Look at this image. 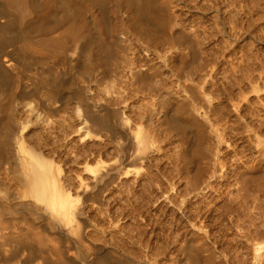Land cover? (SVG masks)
<instances>
[{
	"label": "rangeland",
	"instance_id": "374dc122",
	"mask_svg": "<svg viewBox=\"0 0 264 264\" xmlns=\"http://www.w3.org/2000/svg\"><path fill=\"white\" fill-rule=\"evenodd\" d=\"M185 1H186V3H184ZM185 1L184 0H182V1L173 0V2H174L173 5L179 7V8L176 7V11L178 12V14H177L178 18L176 19L177 23L175 24L176 26H174L176 29L173 26H172V28L170 27L171 29L170 28L168 29L167 38L160 40L161 43L159 41L155 42L157 47H155L154 44L149 46L151 50L156 52V54H158V55L162 54V56H163V57L162 56H159V57L155 56L156 59L153 56L152 58H150V64H151V67L155 71L159 72V76L156 78V80L159 82V84H161V83L164 84L163 91L161 93L152 92V93H154V96L150 100H152L153 103H155V102L159 103L162 100V98H160L161 97L160 94H162V96L167 94L172 107H176V106L181 107V106L188 105L187 107H189V111L192 110L194 112L195 116L197 117V119L199 120V122H201V125H199V127H198L201 129V135H199L197 133V130H196V129H198L197 127H195L196 128L195 129L194 127H192L190 125L187 127L189 130L186 129V131H185L186 136H184V138H182V135L180 133L178 134L175 129L170 128L167 125H165L162 122L161 118L158 115H156L154 112H159L160 110H161V112H166V110L169 109V111L167 110V112L169 113L171 106L162 107V106H159V105H161L160 103L158 105L156 103L151 104V102H149L150 100L149 101L143 100V99H146L145 96H143L144 90L141 88V86L139 84L137 85L136 82H135L136 85H134V83H133L134 81L132 80V78L131 79L129 78L130 81L127 80L128 84L129 83H132V84L126 85V91L124 93L126 96L129 93V95H128L129 98L127 96L128 101H125L123 104L120 103L123 107L120 104H118V106L113 105V107H110L111 111L118 110L120 113V117L122 115L121 118L125 119V120H123L119 117V119L114 120V122H112L113 120L111 121V124H112L113 128H115V130L113 129L112 131H109L107 129V132H106L105 129L101 130L100 128H96L97 126H95V127L93 126L94 129L96 128L94 131L93 128H90V127H92V125L88 124L90 127L88 125L87 126L90 129L88 127H87V129H83L82 133L84 135L85 134L87 135V136L86 135L83 136L82 134H80L81 131H79L80 132L79 134L76 132L77 129H75V128L77 125L74 122H73V124L66 122L69 124L67 126H71V128L68 129V127H66L67 129L63 128L62 130H64V131H61V129L56 125L55 122L54 123H53V121L49 122L48 118L47 119L43 118L42 124L44 123L43 124L44 126L42 125L40 129L36 130L39 132L35 131L36 132V133H34L35 136L33 135V136L27 138L26 136H28L29 133L32 132L31 129L33 130V127L30 126V123L24 122L21 125V127L18 129V131H19L18 137L20 139L21 145H22L23 149L26 146V149L28 148L27 150L30 152L42 154L45 159L49 160V162H51L53 164V166L56 169V186H57L58 194L63 196V198H64V200H61L60 202H62L64 204V207L67 209V212H66V215L63 217L61 214L58 213L57 208H56V210L53 211L54 217L52 218L51 216H49L46 213L45 208H44V204L42 202H37L36 200L25 195V193L23 192L24 191L23 184L21 183V181L19 179L21 174H22V171H21L19 166L16 167V165H17L16 162L9 160V163H8L9 168H8V166L5 167V168H7L8 173L6 172V174L8 176L7 175L4 176V174H2L3 171H1L2 173L0 175V209H1V211H0L1 212L0 213L1 219L0 220L3 221V218L5 220H6V218L8 219V220L3 221V222L0 221V226H2L3 223H5L6 225L5 224H3V225L7 226V228H4V227H2V228L7 229L9 231L1 230V229H0V231H3L6 236H7V234L10 236H18L20 234L22 235L23 232L28 234V232H31V231L38 233L40 239L44 238L46 240V241L42 240L40 243V246H42L41 247L42 251L47 252L48 256L46 257V253L44 254L40 248H37V246L40 247L39 244L38 245L36 244L35 246L32 244L33 247L32 246L30 247L28 245L25 246V244H23V245L21 244L22 247H20L21 245L19 246V244H18V245H16V248H18L16 251V248H15L16 242L6 241V243H5L4 239L3 240L1 239L2 241H4L3 243L6 244V245L3 244L0 240V242L4 245V246H2V244H0L1 255L4 254V253H2V251L5 250L6 256L11 258L12 260L9 259L8 257H6L5 255H3V256H5L4 262H2L0 260V264H2V263L3 264H22V263L23 264H25V263L26 264H35V263L36 264H43L44 260H46V258L48 259V260H46L47 264L48 263L49 264H63V263L64 264H66V263L67 264H71V263H73V264H88L90 261H93L95 257L97 258V256H101V254L103 255L104 253H106L108 255L110 253V250L112 251L110 254L115 255V256H113L111 263L113 261L114 262L116 261L115 257H117V259L119 258V260L117 261L118 263L116 262V264H122L123 262H124L123 264H193L189 260L181 261L182 263L179 261L184 255L182 248L185 247L187 239L189 240L190 238H194V239L196 238V241H195L196 247H200V245H201L200 241H203L204 243L207 244L206 246H207L208 252H206V251L202 252L201 251V257L205 258L208 255L210 257L213 256L212 259H210V261L211 260L212 261L209 262L208 264H211V263L212 264H264V210H262V209H264V192H262V191H264V190H262V189H264V149H262V148H264V83H262V81H264V64H262V63H264V58H262V57H264V50H262V49H264V43L261 42L262 38L260 39L261 33L257 32L259 34L258 35L259 38L257 36H255L256 34L254 35V33L252 31H251L252 32L251 36L250 35L244 36L241 32L242 31L241 28H243V26L239 20H237L236 23H233V24L226 23L227 20L225 23H223V21L225 19L223 17L219 16V20H218V19H214V18L212 19L211 13H209V14L207 13V15L201 14L199 12L200 11L199 10L200 4H199L198 0H193V1L190 0L191 4L189 2L187 3V1H189V0H185ZM199 1H201V0H199ZM231 1L234 2V0H231ZM232 2L229 3L230 4L229 7L230 8L232 7L235 10L237 8H239L238 10L241 12L242 8L238 7L239 6L237 3L238 1L235 0V2L237 3L238 6L236 5V3L233 4ZM196 3L199 4V7ZM191 5H192V8H194L197 11H194V9L192 10V8L190 7ZM234 5H236L237 8ZM183 10L185 13L183 12ZM179 11H182V13H180ZM186 12L188 14H186ZM193 14H194V16H193ZM183 15H185V16H183ZM182 16L184 18H182ZM207 16H209V17H207ZM194 17L196 18L195 20H194ZM183 19H184V21H183ZM196 20H198L200 22H198ZM210 20H211V24H209L210 26L211 25L215 26L216 24H217V26H215L213 28H212V26L210 27L208 25V22L210 23ZM182 21L184 22V24L182 23ZM193 21H195V23L198 24L199 27H201V29L203 27L204 31H200L201 29H198L199 30L198 31L197 30L198 25H196ZM202 23H203V25H200ZM182 24H183V26H182ZM204 24H206V25L204 26ZM237 24H240V26ZM253 26H254V24L252 25V27ZM208 27L210 29H208ZM236 27H238V28H236ZM177 29H180L183 32H185L184 34H186V32H188L190 34V35L188 34L189 37H188V35L187 36L184 35L182 40L179 41L178 43H176L174 41V39L172 41V37L174 38L173 33ZM233 29H235L237 34L239 33L238 36L240 35L238 37L237 34H235L234 37L236 36L235 37L236 39H234L233 36H232V38L230 37L233 33H235L233 31ZM227 31H228V33H227ZM230 31H233V33ZM191 33L192 34L194 33L193 34L194 36ZM211 33H212V35H211ZM230 33H231V35H229ZM206 34L210 35V38ZM215 34H216V36H215ZM218 36H220V37H218ZM252 36H253V39H252ZM185 37H187V38H185ZM206 37L208 40L206 39ZM222 37L223 38L225 37V38L222 39ZM227 37H228V39H226ZM124 38L126 40H128V42L131 41L130 45L132 47H135V45L138 46L139 44L142 43L139 39H137V38L135 39L134 36L125 35L124 37H122V39H124ZM199 38L203 39L204 41L201 39L199 40ZM216 38H217V40H222L221 44H223V41L225 40L224 45L227 43L229 45L228 44L225 45L226 48L224 47V45L219 46L220 41L219 42L216 41ZM244 38H245V40H244ZM187 40L189 41L190 44L186 43V42H188ZM192 40H193V42H192ZM197 40H199L201 42L203 41L205 43H203V42L200 43L199 41L197 42ZM257 40H259L260 42H258ZM184 41H185V43H184ZM211 41L213 43H214V41H216L219 44L217 45L216 43H214V45H213L214 49H213V46L211 45L213 43H211ZM253 42H254V44H253ZM244 43H247V44H244ZM160 44L162 46L163 45H166V46L162 47ZM187 44L192 45V46H187ZM158 45H160L164 49L162 50L161 47H158ZM209 45H211V46L209 47ZM239 45L242 47L243 50L240 49L241 47ZM196 46H197V48H195ZM222 46L225 49L222 50V48H223ZM153 47H155V48H153ZM165 47L167 48V50ZM231 47L234 49H232ZM159 48L162 51L158 50ZM180 48H181V50H180ZM198 48L199 49L201 48V49L199 50ZM206 48H208V49H206ZM219 48H221L220 49L221 52L218 51ZM229 48L232 50H230ZM141 49L142 48H140V50ZM175 49H177V50H175ZM205 49H206V51H205ZM209 49L213 52H211ZM215 49H217V51ZM165 50L168 51V53ZM214 50H215V52H218V54L216 53L217 55L215 54ZM182 51H184V52H182ZM204 51H205V53H204ZM233 51L234 52L236 51V53H234ZM237 51L238 52L241 51V52L238 53ZM222 52H223V54H222ZM224 52L226 53V55ZM244 52H245V54H244ZM179 53L183 54L185 57V60L183 63L184 67L183 66H182V68L177 67V66L175 67V66H173V63L170 64V62L167 63L166 61H164L165 56H167V55L170 56V54H171V56L172 55L176 56ZM164 54H165V56H164ZM211 54L216 55V56L214 57ZM206 55H207V58H206ZM224 55L225 56L228 55L227 58L224 59V57H225ZM240 55L241 56L246 55L247 57L245 56L246 58L244 57V59H241V58H243V56L241 57ZM191 56L194 58L193 59L194 61L192 60ZM229 56H231V57H229ZM232 57H233V59H232ZM195 58H196V60H195ZM238 58H240V59H238ZM221 59H223V60H221ZM190 60H192V62ZM238 60H240L239 61L240 63H238ZM157 61L159 64L157 63ZM216 61H218V62L216 63ZM207 62H209L213 65H210L209 63H208L209 65H207ZM214 62H215V64H214ZM241 62H243V63H241ZM244 62H246V63H244ZM225 63L229 64L231 67H232L231 64H233L232 68H234V64H235V67H237V68L239 67V64H240L241 68L239 67L238 69L241 70L242 73H240V71L237 68H234L233 71H231V72L229 71V72H227L228 74L225 75L226 73H224V72L228 71L229 67H230L229 65L225 67L224 66ZM166 64H167V66H166ZM187 64H190V65H187ZM227 64H225V65H227ZM205 65H207V67ZM219 65H220V67H219ZM236 65H238V66H236ZM245 65H247V66H245ZM157 66L158 67L160 66V67L158 68ZM223 66H224V68H223ZM242 66L247 67V68L242 69L243 68ZM186 67H188V68H186ZM213 67H215L216 69ZM193 68H194V70H193ZM207 68H211V69H207ZM205 69H207V70H205ZM175 70H176V72H175ZM199 70H201V71L203 70L201 72L202 75H201ZM210 70H212V71L210 72ZM197 71L199 73H197ZM235 71H237V72H235ZM203 72L204 73L206 72L207 75L204 74ZM232 72H235V73H232ZM229 73L231 74V76ZM257 73L262 77V80H260L261 82L256 80V81H254V83L256 82L255 84H253V82L250 83L249 81L246 84H244V82L242 84H240L241 83V82H239L240 78H238V77H240V76L242 77V75H245V74L246 75L249 74L250 76H252V75L257 74ZM205 75H206V77H205ZM232 75H233V77H232ZM236 75H238V76H236ZM194 76L197 77V79ZM226 76H229V77H226ZM198 77H199V79H198ZM202 77H204V78H202ZM192 78L193 79L195 78V79L193 80ZM226 78H228V79L226 80ZM229 78H231V79H229ZM233 78H235V79H233ZM160 79H162V80H160ZM165 79H167V80H165ZM237 79H238V81H237ZM173 80H174V82H172ZM178 80H179V82H177ZM199 80L200 81L202 80V81L200 82ZM229 80L231 82H228ZM160 81H162V82H160ZM167 81H168V83H167ZM170 81H171V84H170ZM175 81H176V83H175ZM180 81L183 84L180 83ZM192 81H194V82H192ZM199 82L201 84H199ZM227 82H228V84H227ZM234 82H236L237 84L236 83L231 84ZM165 85H167V87H170V88H167ZM128 86H130V87H128ZM133 86L135 87L136 90H134ZM252 86H253V88H252ZM177 87L180 89H178ZM131 88H133L134 91ZM161 88H162V86H161ZM219 88H220V90H219ZM229 88L232 89L233 91L230 90ZM235 88H236V90H235ZM250 88H251V91H250ZM173 89L176 91L173 92ZM191 90H193V91H191ZM237 90H239V92H237ZM127 91H129V92H127ZM180 92H181V94H180ZM193 92H195L194 93L195 97H194ZM245 92H246V94H245ZM138 93H140V94H138ZM163 93H165V94H163ZM177 94H178V97H176ZM240 94H242V95H240ZM125 95H124V97H125ZM236 95H238L237 96L238 99L236 98ZM166 96H163V97H166ZM138 98L143 101L142 102L139 100L141 102V104H140V102L136 103V102H138ZM178 98H179V100H178ZM192 98H194L195 100ZM132 100H133V102H132ZM177 100H178V102H177ZM18 101H20V100H18ZM144 101H147V102H144ZM173 101H175V102L173 103ZM232 102H235V103H232ZM143 103L144 104L146 103L145 107H144V105H142ZM187 103H189V104H187ZM129 105L132 106V108L134 110L130 109L131 107ZM149 105H152V107H151L152 111L150 110ZM236 105H238V106H236ZM126 106H127V108H126ZM136 107H138L139 109ZM146 108H147V110L149 109L151 112L147 111ZM155 108L156 109L158 108L157 110H159V111H157ZM159 108H161V109H159ZM154 109H155V111H154ZM78 110L79 109L76 106L73 108V112L78 111ZM124 110H125V112H124ZM243 111H244V113H243ZM130 112H132V113H130ZM152 112H153V114H152ZM124 113L127 114L128 116H126ZM135 113H137L139 117H134L135 115L137 116V114H135ZM150 113H151V116L149 115ZM249 113H251V114H249ZM132 114L134 116H132ZM140 114H144V116H142V115L140 116ZM129 115H131V116H129ZM253 116H255V117L253 118ZM131 117H133L132 119H134V120H132L133 122L130 121ZM258 117H259V119H258ZM52 119H54V118H50V120H52ZM253 121H255V122H253ZM45 125L48 126L49 130H47V128H45ZM74 125H76V126H74ZM115 125H117V126H115ZM72 126H74L75 130H73ZM44 128H45V130H44ZM56 129H58V130H56ZM88 129H89V131H91V134L88 131ZM98 129H100L101 132L98 131ZM116 129H117V131H116ZM41 130L44 132H42ZM65 130H67V131H65ZM84 130H85V132H84ZM130 130H131V133L128 134L130 136V140H129L128 139L129 136L127 135V133H129ZM149 130H150V132H149ZM45 131H47V132H45ZM68 131H70L71 134H70V132L68 133ZM113 131L115 134L114 133L112 134ZM123 131H125L126 134ZM20 132H21L22 136H21ZM40 132H41V134H40ZM72 132H74V134ZM87 132H89V133L87 134ZM117 132L118 133L120 132L119 133L120 135ZM38 133H39V135H38ZM192 133L195 135L193 136ZM45 134H46V136H45ZM65 134H66L67 139L65 138ZM75 134H76V136L77 135H79V136L76 137ZM102 134H103V136H102ZM188 134H190V135H188ZM196 134H198V135H196ZM49 135L51 138L47 137ZM123 135H124V137H123ZM80 136L81 137L83 136V139L80 138ZM117 136H119V137H117ZM59 137L61 138L62 141L59 140L60 139ZM88 137H90V138L87 140ZM35 138H37V139L39 138V139L35 140ZM74 138L76 139V141ZM101 138H102V140H101ZM125 138H127L128 140ZM190 138H192V139L194 138V142H192L193 140L192 139L190 140ZM200 138L207 145V150L210 149L208 151L207 157L205 159L201 160V163H199L200 165L197 163H195V164L194 163L184 164L182 162L183 159H181V157L179 155L180 154L179 152L182 150V148H185V147H186V149H189V147L191 145L190 142L193 145L195 143V141L200 140ZM33 139H34V141H33ZM43 139H45V140H43ZM48 139H50V140L48 141ZM56 139H58L59 141ZM109 139H111V140H109ZM27 140L29 142L31 141L30 143L33 144V146H31V144ZM52 140H54L55 142ZM90 140H91V142H90ZM56 141H58V142H56ZM67 141H69V142H67ZM71 141H73V143H75V144L71 143ZM78 141L83 145H81ZM141 141H143V142H141ZM144 141H145V143H144ZM100 142H101V144H100ZM105 142L108 145L110 144V142H111V144L106 147L107 144ZM39 143H41L43 149L41 148V145H39ZM47 143H49L50 145H48ZM69 143H70L71 147L74 146L75 148L72 147V149H71V147H69L70 146ZM188 143H189V145H188ZM51 144H53V145H51ZM57 144L59 146L63 144V147L60 148ZM67 144H68V149L70 148L69 152L66 151V150H68V149H66ZM95 144L97 146V149L95 148L96 147ZM103 144H104V146H103L104 150H102V147H100ZM123 144H124V146H123ZM34 145L37 148H35ZM43 145H45V146H43ZM112 145L114 147H112ZM115 145H116V148H115ZM56 146H58L57 147L58 149L56 148ZM90 146H91V148H90ZM54 147L56 149H54ZM78 147H79V149H77ZM81 147L82 148L84 147V148L82 149ZM85 147L87 148V150ZM92 147H94V148H92ZM110 147H111V149H110ZM122 147H124V149H122ZM132 147H134V148L136 147V149H134ZM208 147H210V148L208 149ZM88 148L90 151L88 150ZM126 148H127V151H126ZM145 148H147V149L145 150ZM26 149H24V150H26ZM73 149L75 151H73L71 153V151ZM91 149H94V150H91ZM95 149H96V151H95ZM133 149H134V151H132ZM44 150H45V152H44ZM56 150H58V151H56ZM110 150H112V151H110ZM117 150H118V152H117ZM52 151H53V153H52ZM83 151L86 152L85 153L86 155H84ZM93 151H95V152H93ZM103 151H105V153H103ZM125 151L127 152V154ZM43 152L46 155H44ZM65 152H68V153L66 154ZM140 152H142L145 155L143 156L142 154H140ZM63 153L66 155H62ZM69 153H71L72 156H71V154L69 155ZM73 153H74V155L79 156V159L81 157L82 160L79 161L80 165L79 164L73 165L74 163L71 162V161H73V158H72ZM91 154H93V155H91ZM94 154L95 155L97 154L98 156H94ZM100 154L102 155V157ZM138 155H139V157H138ZM61 156H62V158H59ZM65 156H67V158L71 157L70 160L67 159ZM87 156H89V157H87ZM91 156H93V157H91ZM90 157L91 158L95 157V158L91 159ZM123 157L126 159H124ZM54 159H56V160H54ZM65 160H67V161H65ZM121 160H124V161L126 160V161L125 162L122 161L123 162L122 163ZM113 161H115V162H113ZM83 162H85V163L83 164ZM134 162L137 164H135ZM88 163H90V164H88ZM214 164H215L216 168L213 166ZM65 165H67V166H65ZM93 165L96 169L98 167L97 172H95L96 169L93 168ZM110 165H112L114 168H116L118 170V173L113 175L114 177H111L112 179H115L116 181L115 180H113L114 182L110 181L108 178V180L110 182H113L112 184L108 181L103 186L97 184L95 188H92V186H90L91 184L88 185L90 183L89 181L92 180L93 177L95 176L94 175L95 173H101L102 172L101 174H104V172L107 171L106 168ZM114 165H116V167ZM196 165L198 167H196ZM199 166H201L202 169ZM91 167L93 168L94 171L91 170L92 169ZM76 168H80V170L83 172H84V168H85V172L83 173L79 169H76ZM188 168H189V170H188ZM195 168L201 169V171L196 169L197 170L196 172H199V174L195 172ZM18 169L20 170V172H19L20 175L18 173V171H19ZM68 169H70V170H68ZM74 169L76 172L74 171ZM148 169L150 170V172ZM232 169H233L232 173L234 171H237V170L245 172L244 174L246 175V177H243L242 181L237 180L234 176H232V173L230 171ZM9 170H11V171H9ZM77 170H79V171H77ZM120 170L122 171V173H119V172H121ZM64 171H66L65 172L66 174L64 173ZM99 171H101V172H99ZM124 171H125V174H123ZM126 171H127V173H126ZM227 171H229V172H227ZM213 172H215V173H213ZM197 174H198V176H197ZM145 175H147V176L145 178H143V176H145ZM154 175H156V176H154ZM194 175L197 176V177L195 176L197 178V180L195 177H193ZM5 177H7V179ZM8 177H10V179ZM63 177L65 179H63ZM74 177L76 180L74 179ZM151 177H155V181ZM229 177L230 178L234 177L237 181L234 178H232L233 180H231V179H229ZM60 178H62V180ZM68 178L70 179V182H69ZM142 178H143V181H145V182H146V179L148 178L149 180L147 179V181L150 182V185L147 184L149 182H146V183L144 182L145 183L144 184L143 181H141ZM88 179H89V181H88ZM131 179H133L131 181V183L129 182L128 184H126V182H128V180L130 181ZM63 180L65 181V183L63 182ZM156 181H157V183H156ZM191 181H194V182H191ZM120 182H121V184H120ZM151 182H153V183H151ZM154 182H155V184H154ZM75 183L76 184L78 183V184L76 185ZM116 183H118V184H116ZM133 183H135V184L137 183L136 186ZM141 183H143V184H141ZM67 184H69V185H67ZM80 184H82V190L85 192V196H82L81 190L75 189L76 187H79ZM107 184H109V186ZM152 184H153V186H151ZM193 184L195 187L193 186ZM112 185L114 186V188L112 187ZM122 185H123V187H122ZM139 185L141 186V188ZM144 185L146 187L149 185L147 187L148 190L146 189V187L144 188ZM137 186H139V187H137ZM151 187L154 189H152ZM158 187H160V188H158ZM103 188L106 191L103 190ZM137 188H140V189H137ZM22 189H23V191H22ZM95 189H97V190H95ZM110 189H113V190H110ZM141 189H142V191L145 190L143 192L144 195H143ZM149 189H151V190L149 191ZM101 190H103V193ZM119 190H120V192H119ZM78 191L80 192V194L78 193ZM94 191H95V194L97 195L96 199L100 198L99 200L97 199L98 203H97L96 199L94 200L95 196L92 197V193ZM21 192H23V193H21ZM86 192H88V195ZM149 192H150V194H149ZM161 192H163V193H161ZM111 193H112V195H111ZM145 193H146V195L148 194L147 197H145L146 196ZM152 193H154V194H152ZM22 194H23V196H22ZM95 194L93 193V195H95ZM137 194H139V195H137ZM150 195L153 196V199L150 197ZM111 196H113V197H111ZM138 196H139V198H138ZM155 196H157V197H155ZM87 197L89 199L86 200L85 198H87ZM148 197H149V199H148ZM156 198H157V200L155 201ZM92 199L94 201H91ZM149 201H151L150 204H148ZM92 202H94V203L92 204ZM140 202L142 203V205ZM137 203H139V204H137ZM144 203L146 204V206ZM74 209L77 212V214H75V215L73 214ZM2 210H4V211H2ZM146 210H148V211H146ZM83 222H85L84 223L85 225L84 224L82 225ZM47 223H49V224H47ZM72 223H74V225ZM53 224H55V225H53ZM80 225H82V226H80ZM30 226L32 227V229ZM9 227H10V229H9ZM45 228H47V229L45 230ZM78 228H80V232H79ZM106 228H108V229H106ZM18 229H19V231H18ZM23 230H26V231H23ZM3 232L0 235H4ZM15 232H16V234H15ZM32 232H31V234H32ZM34 232H33V234H34ZM45 232H46V234H45ZM31 234H28V235L31 237V236H33ZM34 235H36V234H34ZM57 235L60 238H62L63 242L59 237H57ZM36 236L38 237V235H36ZM112 237H114V238H112ZM170 237H171V239H170ZM56 239H58V240H56ZM197 241H199V243H200L199 245H198ZM182 244H184V245H182ZM29 245H31V244H29ZM1 246L3 247L2 250H1ZM29 247L31 249L37 248L39 250V255H38L39 257L36 258V259L39 258L38 260H36V259L31 260L29 258V254H27L31 250ZM26 249H27V251H26ZM52 249H53V251H52ZM55 250L62 251L60 260H59L58 255L54 252ZM42 253H43L44 257L42 255ZM85 254H86V259L84 257ZM24 256L26 257L27 262H26V260H24ZM103 256H105V254ZM65 257L67 259L68 258L69 259L65 260L66 259ZM28 258L31 261L28 260ZM43 258H44V260H43ZM56 259H58V260H56ZM21 261H24L25 263L21 262ZM32 261H33V263H32ZM5 262H7V263H5ZM69 262H71V263H69ZM46 263H44V264H46Z\"/></svg>",
	"mask_w": 264,
	"mask_h": 264
},
{
	"label": "bare ground",
	"instance_id": "6f19581e",
	"mask_svg": "<svg viewBox=\"0 0 264 264\" xmlns=\"http://www.w3.org/2000/svg\"><path fill=\"white\" fill-rule=\"evenodd\" d=\"M182 1V0H180ZM185 1V0H184ZM193 1V0H192ZM238 1V5L235 2H232L231 0H201L199 2L198 7H199V12L203 15H207V13H211V18L213 19H218L219 20V16L225 18L223 23L227 22L228 24H233L236 23L237 20L240 21V23L242 24L243 28H241V32L244 36L246 35H250L252 34V32L254 33L255 36L258 37V33L260 32V39L261 42L264 43V0H236ZM176 2V1H175ZM190 3V0L187 1V3ZM201 2V3H200ZM236 3V5L240 8H242L241 12L238 10L239 8L236 7V5H234L237 9V11L234 8H230L229 7V3ZM182 3V2H181ZM186 3V1L184 2ZM195 3V2H194ZM174 2L173 0H0V175H1V171H3L2 174L7 175V167L9 168V160L10 161H14L16 162V167L19 166L22 174L20 176V181L23 184L24 187V191L22 189V191L25 193V195H27L28 197L36 200L37 202H42L44 204V208L46 213L51 216L52 218L54 217L53 215V211L56 210L59 214H61L63 217L66 215L67 209L64 207V204L62 202H60L61 200H64L63 196L58 194V190H57V186H56V169L53 166V164L51 162H49V160L45 159L44 156L42 154L39 153H33L30 152L26 149V146L24 149L21 145L20 139L18 137V129L21 127V125L24 122H28L30 123V126L33 127V130L31 129V133H29L28 136H26L27 138L31 137L34 135V133L39 132L36 131L37 129H40L41 126L44 124H42L43 122V118L47 119L48 121H53V123L55 122L56 125L61 129V131L63 128L67 129L66 127L71 128V126H67L69 125L68 123H72L73 122L78 126H76L75 129L76 132L79 134H82L83 136H85L82 133L83 129H87V127L89 126L88 124L92 125L93 130L95 131L96 128H100L101 130L105 129V131L107 132V129L109 131H112L113 129L115 130V128H113L111 121L114 122V120L119 119L120 117V113L118 110H110V107H113V105H117L118 104H123L125 101H128L129 98V93H128V98L127 96L124 94L126 91V85L127 80L130 81V79L132 78V80L134 81V85L135 82L137 83V85L139 84L141 86V88L144 90V95L146 99L143 100H147L149 101L151 98H153L154 93L152 92H159L161 93L164 89V84L161 83L159 84V82L156 80V78L159 76V72L155 71L150 64V58H152L153 56H162L156 54V52H154L153 50L150 49V45L154 44L155 47L156 44L155 42L159 41L161 43L160 40H163L165 38H167V33H168V29L172 26H176L175 24L176 19L178 18V12L176 11V7L178 6H174L173 5ZM179 4V3H178ZM191 4V3H190ZM195 4V5H196ZM188 5V4H187ZM193 5V4H192ZM192 5L190 6L192 8ZM196 5V6H197ZM189 6V5H188ZM194 6V5H193ZM233 6V7H234ZM197 7V8H198ZM179 8V7H178ZM177 8V9H178ZM189 9V8H188ZM194 8H192L193 10ZM181 10V9H180ZM190 10V9H189ZM186 11V10H185ZM194 11H197L194 9ZM180 13H182V11H179ZM184 12V10H183ZM240 12V13H239ZM185 13V12H184ZM186 14H188L186 12ZM180 15V14H179ZM181 16V15H180ZM179 16V17H180ZM185 16V15H183ZM182 16V18H184ZM191 16V15H190ZM194 16V14H193ZM200 16V15H199ZM198 16V17H199ZM192 17V16H191ZM197 17V18H198ZM209 17V16H207ZM181 18V19H182ZM205 18V17H204ZM210 18V19H211ZM222 18V19H223ZM196 18L194 17V20ZM211 19V20H212ZM221 19V18H220ZM201 20V19H200ZM207 20V19H206ZM211 20L210 23L208 22V25L211 24ZM178 21V20H177ZM180 21V20H179ZM184 21V19H183ZM182 21V23L184 24V22ZM190 21V20H189ZM198 21V20H196ZM195 23V21H193ZM200 22V21H198ZM197 22V23H198ZM191 23V22H190ZM205 23V22H204ZM213 23V22H212ZM221 23V22H220ZM222 23V24H223ZM181 24V23H180ZM182 24V26H183ZM196 24V23H195ZM254 24V26L252 27V25ZM198 25V24H196ZM200 25H203L200 24ZM206 24H204L205 26ZM215 25V24H214ZM221 25V24H220ZM227 25V24H226ZM236 25V24H235ZM240 26V24H237ZM191 26V25H190ZM210 26V25H209ZM212 26V25H211ZM210 26V27H211ZM217 26V24L215 25ZM215 26H212L215 27ZM220 27V26H219ZM218 27V28H219ZM228 27V26H227ZM170 28V29H171ZM175 28V27H174ZM178 28V27H177ZM231 28V27H230ZM229 28V29H230ZM235 28V27H234ZM238 28V27H236ZM176 29V28H175ZM182 29V28H181ZM184 29V28H183ZM186 29V28H185ZM196 29V28H195ZM201 29V27H197V30ZM203 29V30H202ZM202 29L200 31H204V28L202 27ZM208 29H210L208 27ZM221 29V28H220ZM191 30V29H190ZM214 30V29H213ZM222 30V29H221ZM220 30V31H221ZM224 30V29H223ZM232 30V29H231ZM257 30V31H256ZM195 31V30H194ZM199 31V30H198ZM216 31V30H215ZM233 31L235 33H233ZM232 32L233 34L231 35V33L229 35H231L230 37L234 39H236L234 37L236 33L235 29H233ZM238 31V30H237ZM252 31V32H251ZM170 32V31H169ZM217 32V31H216ZM239 32V31H238ZM258 32V33H257ZM172 33V32H171ZM185 32H183L180 29H177L174 31L173 36L172 37V41L174 39V41L176 43H178L179 41L182 40V38L185 36H187L189 33L186 32V34H184ZM220 33V32H219ZM224 33V32H223ZM226 33V32H225ZM228 33V31H227ZM192 34V33H191ZM194 34V33H193ZM192 34V35H193ZM196 34V33H195ZM200 34V33H199ZM217 34V33H216ZM215 34V36H216ZM239 34V33H238ZM237 34V36H238ZM125 35H130V36H134L135 39H139L142 43L139 44L138 46L135 45V47H132L130 44V42H128V40H126L125 38L122 39V37H124ZM190 35V34H189ZM188 35V37H189ZM208 35V34H206ZM212 35V33H211ZM172 36V35H171ZM194 36V35H193ZM197 36V35H196ZM240 36V35H239ZM238 36V37H239ZM208 37L210 38V35H208ZM220 37V36H218ZM229 37V36H228ZM228 37L226 39H228ZM243 37V36H242ZM133 38V37H132ZM187 38V37H185ZM193 38V37H192ZM212 38V37H211ZM225 38V37H224ZM222 37V39H224ZM251 38V37H250ZM259 38V37H258ZM130 39V38H129ZM201 38H199L200 40ZM207 39V37H206ZM205 39V40H206ZM219 39V38H218ZM253 39V36H252ZM134 40V39H133ZM186 40V39H185ZM197 40V42L199 41ZM203 40V39H201ZM208 40V39H207ZM206 40V41H207ZM245 40V38H244ZM188 41V40H187ZM204 41V40H203ZM202 41V42H203ZM216 41H220L219 43ZM214 41V43H216L217 45L219 44V46L224 45V41L223 44H221L222 40H217ZM229 41V40H228ZM243 41V40H242ZM258 42H260L259 40H257ZM193 42V40H192ZM200 43H202L201 41H199ZM210 42V41H209ZM227 42V41H226ZM230 42V41H229ZM238 42V41H237ZM252 42V41H251ZM133 43V42H132ZM168 43V42H167ZM185 43V41H184ZM186 43H189L186 42ZM199 43V44H200ZM205 43V42H203ZM211 43H213L211 41ZM211 44L212 46L214 45ZM231 43V42H230ZM233 43V42H232ZM239 43V42H238ZM237 43V44H238ZM241 43V42H240ZM190 44V43H189ZM187 44V46H192ZM228 44V43H227ZM225 44V45H227ZM235 44V43H234ZM236 44V45H237ZM247 44V43H244ZM251 44V43H250ZM254 44V42H253ZM252 44V45H253ZM161 45V44H160ZM160 45H158V47H161ZM184 45V44H183ZM209 45V47L211 46ZM224 45V47L226 48V46ZM229 45V44H228ZM235 45V46H236ZM258 45V44H257ZM166 46V45H163ZM162 46V47H163ZM218 46V47H219ZM238 46V45H237ZM240 46V45H239ZM153 47V48H155ZM161 49L163 50L164 48ZM194 47V46H193ZM208 47V46H207ZM216 47V46H215ZM223 47V46H222ZM221 47V48H222ZM222 48L225 49V48ZM241 47V46H240ZM239 47V48H240ZM140 48H142L140 50ZM152 48V47H151ZM166 48V47H165ZM190 48V47H189ZM192 48V47H191ZM197 48V46L195 47ZM204 48V47H203ZM218 51H220V49ZM232 48V47H231ZM247 48V47H246ZM160 48L158 50H161ZM199 49V48H198ZM201 49V48H200ZM199 49V50H200ZM208 49V48H206ZM205 49V51H206ZM214 49V46H213ZM228 49V48H227ZM230 49V48H229ZM234 49V48H232ZM230 49V50H232ZM241 50L242 47L240 48ZM161 50V51H162ZM167 50V48H166ZM165 50V51H166ZM177 50V49H175ZM179 50V49H178ZM181 50V48H180ZM179 50V51H180ZM210 50V49H209ZM217 51V49H215ZM214 50V52H215ZM229 50V51H230ZM257 50V49H256ZM264 50V49H262ZM185 51V50H184ZM182 51V52H184ZM202 51V50H201ZM204 51V53H205ZM208 51V50H207ZM211 51V50H210ZM253 51V50H252ZM160 52V51H159ZM168 53V51H166ZM195 52V51H194ZM209 52V51H208ZM213 52V51H211ZM210 52V53H211ZM221 52V51H220ZM226 52V51H225ZM224 52V53H225ZM234 52V51H233ZM238 52V51H237ZM241 52V51H239ZM238 52V53H239ZM262 52V51H261ZM202 53V52H201ZM209 53V54H210ZM218 54V52H215V54ZM236 53V51L234 52ZM176 54V53H175ZM195 54V53H194ZM213 54V53H212ZM211 54V55H212ZM216 54V55H217ZM221 54V53H220ZM223 54V52H222ZM221 54V55H222ZM245 54V52H244ZM205 55V54H204ZM216 55H212V56H216ZM226 55V53H225ZM224 55V56H225ZM233 55V54H232ZM165 56V54H164ZM189 56V55H188ZM201 56V55H200ZM228 56V55H227ZM227 56L224 57L227 58ZM235 56V55H234ZM241 56V55H240ZM243 56V55H242ZM241 56V57H242ZM246 55L243 56L244 59ZM253 56V55H252ZM163 57V56H162ZM192 57V56H191ZM196 57V56H195ZM202 57V56H201ZM200 57V58H201ZM213 57V58H214ZM231 57V56H229ZM247 57V56H246ZM245 57V58H246ZM161 58V57H160ZM205 58V57H204ZM203 58V59H204ZM207 58V55H206ZM211 58V57H210ZM223 58V57H222ZM238 58V59H240ZM256 58V57H255ZM264 58V57H262ZM156 59V57H155ZM154 59V60H155ZM194 58L192 57V60ZM212 59V58H211ZM220 59V58H219ZM231 59V58H230ZM233 59V57H232ZM253 59V58H252ZM251 59V60H252ZM185 57L183 54L179 53L178 55H172L170 54V56H165L164 57V61H166L167 63L170 62L173 63V66H177V67H184L183 63H184ZM192 60H190L192 62ZM196 60V58H195ZM199 60V59H198ZM202 60V59H201ZM200 60V61H201ZM214 60V59H213ZM223 60V59H221ZM261 60V59H260ZM194 61V60H193ZM203 61V60H202ZM206 61V60H205ZM227 61V60H226ZM240 60H238V63ZM154 62V61H153ZM189 62V61H188ZM213 62V61H212ZM218 61H216L217 63ZM223 62V61H222ZM261 62V61H260ZM156 63V62H155ZM158 63V61H157ZM156 63V64H157ZM190 63V62H189ZM194 63V62H193ZM200 63V62H199ZM198 63V64H199ZM206 63V62H205ZM207 62V65H213L211 63ZM221 63V62H220ZM219 63V64H220ZM228 63V62H227ZM225 63V64H227ZM243 63V62H241ZM246 63V62H244ZM159 64V63H158ZM165 64V63H164ZM192 64V63H191ZM204 64V63H203ZM215 64V62H214ZM224 66H228L229 64ZM237 64V63H236ZM249 64V63H248ZM251 64V63H250ZM264 64V63H262ZM190 65V64H187ZM207 65H205L207 67ZM221 65V64H220ZM219 65V67H220ZM233 67V64H231ZM153 66V65H152ZM161 66V65H160ZM159 66V67H160ZM167 66V64H166ZM216 66V65H215ZM223 66V68H224ZM230 66V65H229ZM238 66V65H236ZM247 66V65H245ZM155 67V66H154ZM158 67V66H157ZM158 67V68H159ZM209 67V66H208ZM231 66L229 67L228 71H225L224 73H226L225 75H227V72H231L234 70L235 64H234V68H232ZM240 67V64H239ZM238 67V68H239ZM243 67V66H242ZM188 68V67H186ZM215 68V67H213ZM212 68V69H213ZM218 68V67H217ZM222 68V67H221ZM228 68V67H227ZM232 68V69H231ZM237 68V69H238ZM241 68V67H240ZM246 69L247 67H243L242 69ZM257 68V67H256ZM157 69V68H156ZM163 69V68H162ZM176 69V68H175ZM201 69V68H200ZM207 69H211V68H207ZM205 69V70H207ZM216 69V68H215ZM219 69V68H218ZM226 69V68H225ZM224 69V70H225ZM194 70V68H193ZM198 70V69H197ZM220 70V69H219ZM222 70V69H221ZM239 70V69H238ZM248 70V69H247ZM151 71V72H150ZM161 71V70H160ZM174 71V70H173ZM200 73L203 71L199 70ZM212 70H210L211 72ZM214 71V70H213ZM218 71V70H217ZM240 73L241 70H239ZM149 72V73H148ZM163 72V71H162ZM176 72V70H175ZM207 72V71H206ZM206 72L204 74H206ZM237 72V71H235ZM232 72V73H235ZM259 72V71H258ZM195 73V72H194ZM197 73H199L197 71ZM209 73V72H208ZM210 74V73H209ZM208 74V75H209ZM230 74V73H229ZM237 74V73H236ZM202 75V73H201ZM207 75V74H206ZM205 75V77H206ZM235 75V74H234ZM162 76V75H161ZM196 76V75H195ZM194 76V77H195ZM199 76V75H198ZM204 76V75H203ZM231 76V74H230ZM238 76V75H236ZM235 76V77H236ZM200 77V76H199ZM198 77V79H199ZM229 77V76H226ZM233 77V75H232ZM130 78V79H129ZM165 78V77H164ZM171 78V77H170ZM197 79V77H195ZM194 78V79H195ZM201 78V77H200ZM204 78V77H202ZM240 78L241 82L240 84H242L244 82V84H246L248 81L250 83L256 80L260 81L262 80V77L257 73L254 74L252 76H250L249 74H245L242 75V77H238ZM163 79V78H162ZM160 79V80H162ZM168 79V78H167ZM165 79V80H167ZM193 79V78H192ZM193 79V80H194ZM215 79V78H214ZM228 78H226L227 80ZM231 79V78H229ZM235 79V78H233ZM171 80V79H170ZM183 80V79H182ZM203 80V79H202ZM201 80V81H202ZM208 80V79H207ZM200 81V80H199ZM200 81V82H201ZM236 81V80H235ZM238 81V79H237ZM236 81V82H237ZM162 82V81H160ZM174 82V80L172 81ZM179 82V80L177 81ZM194 82V81H192ZM199 82V84H201ZM206 82V81H205ZM228 82H231L230 80ZM227 82V84H228ZM231 83V84H235ZM261 82V81H260ZM168 83V81H167ZM176 83V81H175ZM180 83H182L180 81ZM191 83V82H190ZM259 83V82H258ZM262 83H264V81H262ZM132 84V83H129ZM128 84V85H129ZM166 84V83H165ZM171 84V81H170ZM173 84V83H172ZM183 84V83H182ZM198 84V83H197ZM198 84V85H199ZM237 84V83H236ZM239 84V83H238ZM162 88H161V86ZM168 85V84H167ZM167 85H165L167 87ZM195 85V84H194ZM131 86V85H130ZM128 86V87H130ZM170 86V85H169ZM188 86V85H187ZM191 86V85H190ZM193 86V85H192ZM230 86V85H229ZM228 86V87H229ZM233 86V85H232ZM235 86V85H234ZM261 86V85H260ZM132 87V86H131ZM176 87V86H175ZM179 87V86H178ZM177 87V88H178ZM185 87V86H184ZM197 87V86H196ZM215 87V86H214ZM227 87V88H228ZM231 87V86H230ZM248 87V86H247ZM134 90L135 87L133 86ZM133 88H131L133 90ZM170 88V87H167ZM195 88V87H194ZM242 88V87H241ZM253 88V86H252ZM130 89V90H131ZM180 89V88H178ZM190 89V88H189ZM193 89V88H192ZM208 89V88H207ZM230 89V88H229ZM240 89V88H239ZM255 89V88H254ZM131 90V91H132ZM133 90V91H134ZM161 90V91H160ZM184 90V89H183ZM220 90V88H219ZM232 90V89H230ZM236 90V88H235ZM130 91V92H131ZM132 91V92H133ZM172 91V90H171ZM176 90L173 89V92H175ZM178 91V90H177ZM180 91V90H179ZM193 91V90H191ZM225 91V90H224ZM233 91V90H232ZM251 91V88H250ZM254 91V90H253ZM262 91V90H261ZM129 92V91H127ZM136 92V91H135ZM134 92V93H135ZM188 92V91H187ZM217 92V91H216ZM237 92H239V90H237ZM255 92V91H254ZM253 92V93H254ZM258 92V91H257ZM141 93V92H140ZM138 93V94H140ZM143 93V92H142ZM195 92H193L194 94ZM222 93V92H221ZM165 94V93H163ZM172 94V93H171ZM174 94V93H173ZM179 94V93H178ZM178 94L176 97H178ZM181 94V92H180ZM179 94V95H180ZM246 94V92H245ZM250 94V93H249ZM248 94V95H249ZM258 94V93H257ZM125 95V97H124ZM131 95V94H130ZM136 95V94H135ZM162 98L161 102H159L161 105L159 106H171V103L169 101V97L168 95H163L166 97H163L162 94H160ZM176 95V94H175ZM220 95V94H219ZM242 95V94H240ZM253 95V94H252ZM262 95V94H261ZM222 96V95H221ZM238 95H236L237 98ZM247 96V95H246ZM140 97V96H139ZM142 97V96H141ZM172 97V96H171ZM195 97V94H194ZM258 97V96H257ZM262 97V96H261ZM260 97V98H261ZM132 98V97H131ZM137 98V97H136ZM229 98V97H228ZM241 98V97H240ZM244 98V97H243ZM242 98V99H243ZM127 99V100H126ZM175 99V98H174ZM194 99V98H192ZM198 99V98H197ZM238 99V98H237ZM245 99V98H244ZM258 99V98H257ZM20 100V101H18ZM131 100V99H130ZM137 100V99H136ZM142 101L141 99L138 98V102ZM179 100V98H178ZM177 100V102H178ZM195 100V99H194ZM227 100V99H226ZM225 100V101H226ZM250 100V99H249ZM144 101V102H147ZM231 101V100H230ZM235 101V100H234ZM238 101V100H237ZM236 101V102H237ZM254 101V100H253ZM133 102V100H132ZM143 102V101H142ZM149 102H151V104L153 103L152 100H150ZM148 102V103H149ZM175 101H173L174 103ZM221 102V101H220ZM261 102V101H260ZM147 103V104H148ZM156 103V102H155ZM153 103V104H155ZM159 103H156L157 105ZM235 103V102H232ZM249 103V102H248ZM259 103V102H258ZM120 104V105H121ZM130 104V103H129ZM141 104V102H140ZM146 104V103H145ZM145 104L143 103L142 105ZM189 104V103H187ZM127 105V104H126ZM137 105V104H136ZM135 105V106H136ZM252 105V104H251ZM77 107L79 110L78 111H74L73 112V108ZM122 106V105H121ZM130 106V105H129ZM138 106V105H137ZM150 106V110L152 105ZM148 106V107H149ZM158 106V107H159ZM186 106H176V107H170V112L168 113L167 110L169 111V109L166 110V112H161V110H156L159 112H154L156 115H158L162 122L167 125L170 128H173L176 130V132L182 135V138H184L185 135V131L186 129L189 130L187 127L188 126H192V127H199V125H201V122H199V120L197 119V117L195 116L194 112L192 110L189 111V107ZM225 106V105H224ZM238 106V105H236ZM254 106V105H253ZM262 106V105H261ZM123 107V106H122ZM131 107V108H130ZM130 109H133L132 106H130ZM143 107V106H142ZM143 107V108H144ZM161 107V108H162ZM193 107V106H192ZM252 107V106H251ZM127 108V106H126ZM138 108V107H136ZM159 108V109H161ZM168 108V107H167ZM228 108V107H227ZM256 108V107H255ZM139 109V108H138ZM137 109V110H138ZM153 109V108H152ZM154 109V111H155ZM239 109V108H238ZM126 110V109H125ZM124 110V112H125ZM128 110V109H127ZM134 110V109H133ZM147 110V108H146ZM149 109L147 111H150ZM163 110V109H162ZM218 110V109H217ZM255 110V109H254ZM257 110V109H256ZM141 111V110H140ZM146 111V112H147ZM152 111V110H151ZM150 111V112H151ZM247 112V111H246ZM257 112V111H256ZM127 113V112H126ZM132 113V112H130ZM129 113V114H130ZM143 113V112H142ZM148 113V112H147ZM244 113V111H243ZM248 113V112H247ZM258 113V112H257ZM256 113V114H257ZM125 114V113H124ZM137 114V113H135ZM153 114V112H152ZM240 114V113H239ZM238 114V115H239ZM251 114V113H249ZM248 114V115H249ZM126 116H128L127 114H125ZM144 116V114H140V116ZM151 116V113L149 114ZM155 115V116H156ZM242 115V114H241ZM240 115V116H241ZM253 115V114H252ZM131 116V115H129ZM132 116H134L132 114ZM146 116V115H145ZM221 116V115H220ZM244 116V115H243ZM250 116V115H249ZM122 117V115H121ZM120 117V118H121ZM134 117H139L138 114L137 116L135 115ZM157 117V116H156ZM251 117V116H250ZM249 117V118H250ZM255 116H253L254 118ZM260 117V116H259ZM258 117V119H259ZM262 117V116H261ZM50 118H54L52 120H50ZM128 118V117H127ZM130 118V117H129ZM133 117H131L130 121L134 120L132 119ZM141 118V117H140ZM145 118V117H144ZM245 118V117H244ZM252 118V117H251ZM123 119V118H121ZM262 119V118H261ZM125 120V119H123ZM146 120V119H145ZM159 120V119H158ZM249 120V119H248ZM47 121V120H46ZM136 121V120H135ZM147 121V120H146ZM252 121V120H251ZM261 121V120H260ZM48 122V123H49ZM68 122V123H66ZM133 122V121H132ZM145 122V121H144ZM149 122V121H148ZM214 122V121H213ZM255 122V121H253ZM119 123V122H118ZM124 123V122H123ZM150 123V122H149ZM47 124V123H46ZM122 124V123H121ZM55 125V126H56ZM71 125V124H70ZM88 125V126H87ZM118 125V124H117ZM115 125V126H117ZM44 126V125H43ZM73 127V130L74 129ZM97 126L95 129L94 127ZM120 126V125H119ZM123 126V125H122ZM30 127V128H31ZM50 127V126H49ZM57 127V128H58ZM88 127V128H89ZM124 127V126H123ZM260 127V126H259ZM45 128L48 129V126L45 125ZM44 128V130H45ZM55 128V127H54ZM89 128V129H90ZM120 128V127H119ZM146 128V127H145ZM27 129V128H26ZM51 129V128H50ZM88 129V131H89ZM98 129V131L101 132V130ZM122 129V128H121ZM126 129V128H125ZM124 129V130H125ZM139 129V128H138ZM196 129V128H195ZM229 129V128H228ZM58 130V129H56ZM127 130V129H126ZM197 133L199 135H201V129L198 128L196 129ZM218 130V129H217ZM30 131V130H29ZM36 131V132H35ZM42 131V130H41ZM60 131V132H61ZM67 131V130H65ZM87 131V130H86ZM97 131V130H96ZM97 131V132H98ZM117 131V129H116ZM129 131V130H128ZM234 131V130H233ZM26 132V131H25ZM44 132V131H42ZM47 132V131H45ZM49 132V131H48ZM54 132V131H53ZM58 132V131H57ZM70 131H68L69 133ZM85 132V130H84ZM91 134V131H89ZM87 132V134L89 133ZM122 132V131H121ZM125 133V131H123ZM150 132V130H149ZM74 134V132H72ZM111 133V132H110ZM109 133V134H110ZM114 133V131L112 132V134ZM118 133V132H117ZM120 133V132H119ZM118 133V134H119ZM131 133V130L128 134ZM191 133V132H190ZM21 134V132H20ZM41 134V132H40ZM43 134V133H42ZM67 134V133H66ZM65 134V138L67 139ZM71 134V132H70ZM69 134V135H70ZM72 134V135H73ZM95 134V133H94ZM115 134V133H114ZM122 134V133H121ZM126 134V133H125ZM187 134V133H186ZM193 134V133H192ZM196 134V135H198ZM234 134V133H233ZM237 134V133H236ZM25 135V134H24ZM23 135V136H24ZM39 135V133H38ZM51 135V134H50ZM47 136V137H50ZM71 135V136H72ZM120 135V134H119ZM137 135V134H136ZM190 135V134H188ZM187 135V136H188ZM195 134H193L194 136ZM22 136V134H21ZM35 136V135H34ZM46 136V134H45ZM54 136V135H53ZM76 136V134H75ZM79 136V135H77ZM76 136V137H77ZM83 136L80 138L83 139ZM87 136V135H86ZM95 136V135H94ZM97 136V135H96ZM99 136V135H98ZM103 136V134H102ZM101 136V137H102ZM112 136V135H111ZM116 136V135H115ZM114 136V137H115ZM129 136V135H128ZM55 137V136H54ZM91 137V136H90ZM88 137L87 140L90 138ZM107 137V136H106ZM119 137V136H117ZM124 137V135H123ZM191 137V136H190ZM46 138V137H45ZM51 138V137H50ZM60 138V137H59ZM58 138V139H59ZM100 138V137H99ZM105 138V137H104ZM103 138V139H104ZM233 138V137H232ZM37 138H35L36 140ZM39 139V138H38ZM37 139V140H38ZM47 139V138H46ZM55 139V138H54ZM56 139V140H58ZM71 139V138H70ZM75 139V138H74ZM94 139V138H93ZM127 139V138H125ZM128 139L130 140V136L128 137ZM127 139V140H128ZM187 139V138H186ZM192 138H190L191 140ZM198 139V138H197ZM45 140V139H43ZM50 139H48L49 141ZM61 140V138L59 139ZM58 140V141H59ZM78 140V139H77ZM86 140V139H85ZM84 140V141H85ZM95 140V139H94ZM102 140V138H101ZM105 140V139H104ZM111 140V139H109ZM137 140V139H136ZM183 140V139H182ZM194 142V138L192 139ZM25 141V140H24ZM28 141V140H27ZM34 141V139H33ZM32 141V142H33ZM54 141V140H52ZM56 141V142H58ZM62 141V140H61ZM76 141V139H75ZM253 141V140H252ZM29 142V141H28ZM31 142V141H30ZM29 142V143H30ZM38 142V141H37ZM36 142V143H37ZM51 142V141H50ZM55 142V141H54ZM69 142V141H67ZM79 142V141H78ZM91 142V140H90ZM93 142V141H92ZM97 142V141H96ZM107 142V141H106ZM105 142V143H106ZM109 142V141H108ZM129 142V141H128ZM143 142V141H141ZM206 142V141H205ZM233 142V141H232ZM26 143V142H25ZM42 143V142H41ZM41 143H39V145H41ZM71 143H73V141H71ZM80 143V142H79ZM99 143V142H98ZM145 143V141H144ZM31 144V143H30ZM29 144V145H30ZM48 145H50L49 143H47ZM54 144V143H53ZM51 144V145H53ZM61 144V143H60ZM75 144V143H73ZM78 144V143H77ZM81 144V143H80ZM94 144V143H93ZM101 144V142H100ZM107 144V143H106ZM105 144V145H106ZM111 144V142H110ZM109 144V145H110ZM178 144V143H177ZM190 147L189 149L182 148V150L179 152L181 159H183V163L184 164H190V163H201L202 159H205L208 155V151L207 150V145L201 140H197L195 141V143L192 145V143L190 142ZM208 144V143H207ZM24 145V144H23ZM27 145V144H26ZM36 145V144H35ZM34 145L35 148H37ZM38 145V146H39ZM58 145V144H57ZM70 145V143H69ZM83 145V144H81ZM85 145V144H84ZM90 145V144H89ZM92 145V144H91ZM108 144L106 145L109 146ZM137 145V144H136ZM147 145V144H146ZM166 145V144H165ZM189 145V143H188ZM209 145V144H208ZM235 145V144H234ZM258 145V144H257ZM31 146H33V144H31ZM45 146V145H43ZM59 146V145H58ZM56 146V148L58 147ZM68 149V144L66 145ZM88 146V145H87ZM93 146V145H92ZM96 146V144H95ZM100 146V145H99ZM104 144L100 147H102V150H104ZM124 146V144H123ZM126 146V145H125ZM52 147V146H51ZM60 148L63 147V144L59 146ZM71 147V145L69 146ZM73 148H75L74 146H72ZM71 147V149H72ZM99 147V148H100ZM112 147H114L112 145ZM128 147V146H127ZM142 147V146H141ZM161 147V146H160ZM41 148L43 149L42 145ZM48 148V147H47ZM54 147V149H56ZM82 148V147H81ZM80 148V149H81ZM84 148V147H83ZM82 148V149H83ZM86 148V147H85ZM91 148V146H90ZM94 148V147H92ZM97 149V146L95 147ZM116 148V145H115ZM134 148V147H132ZM46 149V148H45ZM51 149V148H50ZM58 149V148H57ZM65 149V148H64ZM65 149V150H66ZM70 149V148H69ZM66 150V151H70V150ZM79 149V147L77 148ZM95 149V151H96ZM107 149V148H106ZM111 149V147H110ZM122 149H124V147H122ZM136 149V147L134 148ZM134 149L132 151H134ZM142 149V148H141ZM147 148H145L146 150ZM264 149V148H262ZM49 150V149H48ZM61 150V149H60ZM87 150V148H86ZM89 150V148H88ZM94 150V149H91ZM99 150V149H98ZM101 150V149H100ZM108 150V149H107ZM116 150V149H115ZM140 150V149H139ZM240 150V149H239ZM35 151V150H34ZM51 151V150H50ZM49 151V152H50ZM58 151V150H56ZM63 151V150H62ZM75 151L74 149L71 151V153ZM85 151V150H84ZM83 151V152H84ZM90 151V150H89ZM93 151V152H95ZM109 151V150H108ZM112 151V150H110ZM120 151V150H119ZM127 151V148H126ZM125 151V152H126ZM45 152V150H44ZM43 152L44 155H46ZM68 152H65L66 154ZM78 152V151H77ZM76 152V153H77ZM82 152V153H83ZM92 152V153H93ZM118 152V150H117ZM139 152V151H138ZM143 152V151H142ZM142 152H140V154H142L143 156L145 154H143ZM48 153V152H47ZM53 153V151H52ZM69 153V155L71 154ZM75 153V154H76ZM86 152H84V155ZM89 153V152H88ZM99 153V152H98ZM97 153V154H98ZM103 153H105V151H103ZM110 153V152H109ZM124 153V152H123ZM238 153V152H237ZM49 154V153H48ZM57 154V153H56ZM61 154V153H60ZM66 154H62V155H66ZM94 156H98V155ZM127 154V152H126ZM125 154V155H126ZM82 155V154H81ZM80 155V156H81ZM93 155V154H91ZM101 155V154H100ZM105 155V154H104ZM141 155V156H142ZM178 155V156H179ZM48 156V155H47ZM56 156V155H55ZM68 156V155H67ZM67 156H65L67 158ZM72 156V154H71ZM89 157V156H87ZM86 157V158H87ZM93 157V156H91ZM90 157V158H91ZM102 157V155H101ZM100 157V158H101ZM107 157V156H106ZM126 157V156H125ZM129 157V156H128ZM137 157V156H136ZM139 157V155H138ZM137 157V158H138ZM59 158H62L59 157ZM71 158V157H70ZM70 158H67L70 160ZM73 161H71L72 163L75 164H79V161L82 160L81 157L79 159V156L74 155L73 153ZM95 158V157H94ZM91 158V159H94ZM122 158V157H121ZM124 158V157H123ZM88 159V158H87ZM97 159V158H96ZM95 159V160H96ZM126 159V158H124ZM139 159V158H138ZM142 159V158H141ZM222 159V158H221ZM56 160V159H54ZM90 160V159H89ZM143 160V159H142ZM161 160V159H160ZM67 161V160H65ZM64 161V162H65ZM88 161V160H87ZM94 161V160H93ZM97 161V160H96ZM124 160H121V162ZM126 161V160H125ZM124 161V162H125ZM144 161V160H143ZM147 161V160H146ZM152 161V160H151ZM63 162V161H62ZM90 162V161H89ZM115 162V161H113ZM129 162V161H128ZM159 162V161H158ZM58 163V162H57ZM56 163V164H57ZM85 162H83L84 164ZM93 163V162H92ZM105 163V162H104ZM108 163V162H107ZM123 163V162H122ZM135 163V162H134ZM55 164V165H56ZM90 164V163H88ZM114 164V163H113ZM116 164V163H115ZM133 164V163H132ZM137 164V163H135ZM247 164V163H246ZM62 165V164H61ZM64 165V164H63ZM80 165V164H79ZM78 165V166H79ZM87 165V164H86ZM104 165V164H103ZM124 165V164H123ZM139 165V164H138ZM149 165V164H148ZM192 165V164H191ZM200 165V164H199ZM67 166V165H65ZM97 166V165H96ZM105 166V165H104ZM112 165L108 166L106 168L107 171L104 172V174L101 173H95L97 172V169L94 167L93 168L96 169V171L94 172L95 176L93 177L92 180L88 181L90 182L88 185L92 186V188H95L97 184L103 186L104 184H106V182L113 181L115 179H112L111 177H114L113 175L118 173V170L116 168H114ZM116 167V165H114ZM130 166V165H129ZM215 168V164L213 165ZM212 166V167H213ZM252 166V165H251ZM61 167V166H60ZM74 167V166H73ZM80 167V166H79ZM87 167V166H86ZM89 167V166H88ZM123 167V166H122ZM196 167H198L196 165ZM201 169L202 167L199 166ZM226 167V166H225ZM254 167V166H253ZM65 168V167H64ZM69 168V167H68ZM75 168V167H74ZM83 168V167H82ZM92 168V167H91ZM93 168L91 169L92 171ZM195 168V172L197 170L201 171V169ZM219 168V167H218ZM71 169V168H70ZM68 169V170H70ZM73 169V168H72ZM79 169L80 168H76ZM150 169V168H149ZM148 169V170H149ZM186 169V168H185ZM197 169V170H196ZM205 169V168H204ZM203 169V170H204ZM19 170V169H18ZM77 170V171H79ZM123 170V169H122ZM189 170V168H188ZM11 171V170H9ZM75 171V169H74ZM73 171V172H74ZM81 171V170H80ZM90 171V170H89ZM121 171V170H120ZM231 173L233 171L230 170ZM20 172V170L18 171V173ZM66 171H64L65 173ZM69 172V171H68ZM71 172V171H70ZM76 172V171H75ZM83 172V171H81ZM84 172H85V168H84ZM83 172V173H84ZM150 172V170H149ZM229 172V171H227ZM8 173V172H7ZM10 173V172H9ZM78 173V172H77ZM82 173V174H83ZM119 173H122L119 172ZM127 173V171H126ZM199 174V172H196ZM212 173V172H211ZM215 173V172H213ZM245 172L243 171H234L232 173V176H234L237 180H241L243 177H246V175L244 174ZM66 174V173H65ZM75 174V173H74ZM93 174V173H92ZM123 174H125V171L123 172ZM150 174V173H149ZM197 174V176H198ZM226 174V173H225ZM234 174V175H233ZM247 174V173H246ZM20 175V173H19ZM64 175V174H63ZM86 175V174H85ZM128 175V174H127ZM142 175V174H141ZM144 175V174H143ZM245 175V176H244ZM8 176V175H7ZM147 175L143 176V178H145ZM152 176V175H151ZM156 176V175H154ZM196 175H194L193 177H195ZM196 176V177H197ZM213 176V175H212ZM81 177V176H80ZM79 177V178H80ZM87 177V176H86ZM142 177V176H141ZM195 177V178H196ZM228 177V176H227ZM232 177V178H234ZM7 179V177H5ZM10 179V177H8ZM109 178V180H108ZM143 178L141 181H143ZM154 179L155 181V177H151ZM150 178V179H151ZM232 178L229 177V179L233 180ZM234 178V179H235ZM62 180V178H60ZM63 179H65L63 177ZM69 179V178H68ZM75 179V177H74ZM81 179V178H80ZM83 179V178H82ZM87 179V178H86ZM117 179V178H116ZM121 179V178H120ZM136 179V178H135ZM138 179V178H137ZM148 179V178H147ZM146 182H149L147 181ZM193 179V178H192ZM235 179V180H236ZM2 180V179H1ZM67 180V179H66ZM72 180V179H71ZM76 180V179H75ZM118 180V179H117ZM123 180V179H122ZM133 179H131L130 181L128 180V182H126V184H128L129 182L131 183ZM149 180V179H148ZM197 180V178H196ZM236 180V181H237ZM74 181V180H73ZM92 181V182H91ZM109 181V182H110ZM116 181V180H115ZM136 181V180H135ZM139 181V180H138ZM153 181V180H152ZM203 181V180H202ZM63 182L65 183V181L63 180ZM70 182V179H69ZM72 182V181H71ZM114 182V181H113ZM113 182H110L111 184ZM137 182V181H136ZM145 181H143L144 183ZM145 182V183H146ZM194 182V181H191ZM233 182V181H232ZM235 182V181H234ZM245 182V181H244ZM109 183V184H110ZM141 183V184H143ZM144 183V184H145ZM153 183V182H151ZM157 183V181H156ZM210 183V182H209ZM251 183V182H250ZM20 184V183H19ZM76 184V183H75ZM74 184V185H75ZM78 184V183H77ZM76 184V185H77ZM109 184H107L109 186ZM118 184V183H116ZM121 184V182H120ZM119 184V185H120ZM135 186L136 184L133 183ZM140 184V183H139ZM150 185V182L147 183ZM155 184V182H154ZM176 184V183H175ZM63 185V184H62ZM69 185V184H67ZM66 185V186H67ZM73 185V186H74ZM98 185V186H99ZM114 185V184H113ZM112 185V187L114 188V186ZM148 185V186H149ZM158 185V184H157ZM65 186V187H66ZM100 186V187H101ZM118 186V185H117ZM125 186V185H124ZM131 186V185H130ZM140 186V185H139ZM137 186V187H139ZM147 186V187H148ZM153 186V184L151 185ZM156 186V185H155ZM154 186V187H155ZM160 186V185H159ZM194 186V184H193ZM18 187V186H17ZM123 187V185H122ZM143 187V186H142ZM146 186L144 185V188ZM146 187V189H147ZM195 187V186H194ZM223 187V186H222ZM67 188V187H66ZM105 188V187H104ZM103 188V190H105ZM111 188V187H110ZM141 188V186H140ZM137 188V189H140ZM152 188V187H151ZM160 188V187H158ZM217 188V187H216ZM75 189H79L81 190V194L82 196H85V192L82 190V184L79 185V187H76ZM154 189V188H152ZM162 189V188H161ZM160 189V190H161ZM196 189V188H195ZM198 189V188H197ZM215 189V188H214ZM72 190V189H71ZM97 190V189H95ZM103 190L102 193H103ZM109 190V189H108ZM113 190V189H110ZM144 190V189H143ZM148 190V189H147ZM151 189H149L150 191ZM235 190V189H234ZM264 190V189H262ZM100 191V192H101ZM106 191V190H105ZM138 191V190H137ZM142 191V189H141ZM140 191V192H141ZM145 191V190H144ZM142 191V193L144 192ZM153 191V190H152ZM151 191V192H152ZM21 192V193H23ZM90 192V191H89ZM120 192V190H119ZM264 192V191H262ZM78 193L80 194V192L78 191ZM88 195V192H86ZM91 193V192H90ZM95 194V191L93 192ZM92 193V197H94V200L96 199V194L93 195ZM132 193V192H131ZM139 193V192H138ZM148 193V192H147ZM163 193V192H161ZM191 193V192H190ZM5 194V193H4ZM128 194V193H127ZM150 194V192H149ZM154 194V193H152ZM151 194V195H152ZM157 194V193H156ZM165 194V193H164ZM10 195V194H9ZM91 195V194H90ZM110 195V194H109ZM112 195V193H111ZM126 195V194H125ZM139 195V194H137ZM144 195V193H143ZM146 195V193H145ZM148 195V194H147ZM147 195L145 197H147ZM150 197L153 199V196ZM245 195V194H244ZM23 196V194H22ZM99 196V195H98ZM231 196V195H230ZM89 197V196H88ZM85 198L86 200L89 198ZM91 197V196H90ZM91 197V198H92ZM103 197V196H102ZM113 197V196H111ZM117 197V196H116ZM157 197V196H155ZM154 197V198H155ZM202 197V196H201ZM29 198V199H30ZM109 198V197H108ZM139 198V196H138ZM150 198V199H151ZM192 198V197H191ZM84 199V200H85ZM98 200L100 198H97ZM96 199V200H97ZM117 199V198H116ZM149 199V197H148ZM151 199V200H152ZM204 199V198H203ZM230 199V198H229ZM93 199L91 201H94ZM97 200V203H98ZM142 200V199H141ZM147 200V199H146ZM157 200V198L155 199V201ZM173 200V199H172ZM259 200V199H258ZM262 200V199H261ZM260 200V201H261ZM148 201V200H147ZM154 201V200H153ZM90 202V201H89ZM142 202V201H141ZM140 202V203H141ZM145 202V201H144ZM151 201H149L148 204H150ZM94 202H92L93 204ZM96 203V204H97ZM153 203V202H152ZM151 203V204H152ZM259 203V202H258ZM139 204V203H137ZM145 204V203H144ZM72 205V204H71ZM142 205V203H141ZM146 206V204H145ZM195 206V205H194ZM75 207V206H74ZM86 207V206H85ZM238 207V206H237ZM250 207V206H249ZM173 208V207H172ZM78 209V208H77ZM222 209V208H221ZM140 210V209H139ZM161 210V209H160ZM264 210V209H262ZM1 211V209H0ZM4 211V210H2ZM37 211V210H36ZM144 211V210H143ZM148 211V210H146ZM160 212V211H159ZM192 212V211H191ZM1 213V212H0ZM81 213V212H80ZM129 213V212H128ZM201 213V212H200ZM73 214H77L76 210L74 209ZM260 214V213H259ZM5 215V214H4ZM7 215V214H6ZM81 215V214H80ZM79 215V216H80ZM130 215V214H129ZM81 217V216H80ZM167 217V216H166ZM215 218V217H214ZM1 219V218H0ZM63 219V218H62ZM6 220H8L6 218ZM3 218V221H6ZM80 220V219H79ZM1 222H3L2 220H0ZM82 221V220H81ZM15 222V221H14ZM254 222V221H253ZM85 222L82 223V225ZM5 224V223H3ZM2 224V226H0L1 230H7V229H3L7 228V226H4ZM49 224V223H47ZM74 225V223H72ZM110 224V223H109ZM6 225V224H5ZM55 225V224H53ZM78 225V224H77ZM80 225V226H82ZM85 225V224H84ZM9 226V225H8ZM171 226V225H170ZM247 226V225H246ZM31 227V226H30ZM79 227V226H78ZM124 227V226H123ZM169 227V226H168ZM29 228V227H28ZM10 229V227H9ZM32 229V227H31ZM47 228H45L46 230ZM79 232H80V228ZM108 229V228H106ZM13 230V229H12ZM34 230V229H33ZM37 230V229H36ZM44 230V229H43ZM9 231V230H7ZM14 231V230H13ZM19 231V229H18ZM26 231V230H23ZM136 231V230H135ZM2 234L3 231H0ZM6 232V231H5ZM32 232V231H31ZM31 232H28V234H31ZM34 232V231H33ZM32 232L31 235L33 236H29L27 233L23 232L22 235H18V236H10L7 233V236L5 235V233L3 232L4 235H0V240L4 239L5 243L6 241H10V242H16L15 244V248L16 245L19 244V246L22 244L28 245V246H32V244L35 246L36 244L40 246V243L42 240H45L44 238L40 239L39 238V234L35 233L36 235H38V237L36 235H34ZM42 232V231H41ZM168 232V231H167ZM175 232V231H174ZM13 233V232H12ZM26 235H25V234ZM138 233V232H137ZM16 234V232H15ZM14 234V235H15ZM46 234V232H45ZM108 234V233H107ZM164 234V233H163ZM56 235V234H55ZM194 235V234H193ZM237 235V234H236ZM48 236V235H47ZM41 237V236H40ZM52 237V236H51ZM56 237V236H55ZM57 237H59L57 235ZM79 237V236H78ZM166 237V236H165ZM50 238V237H49ZM60 238V237H59ZM81 238V237H80ZM114 238V237H112ZM222 238V237H221ZM62 240V238H60ZM171 239V237H170ZM199 239V238H198ZM1 242L3 243L4 241ZM53 240V239H52ZM58 240V239H56ZM79 240V239H78ZM81 240V239H80ZM46 241V240H45ZM84 241V240H83ZM195 241L196 238H190L189 240L187 239V242L185 244V247L182 248L183 251V257L179 260L184 261V260H189L190 262H192L193 264H208L210 261V259H212V257H210L209 255L206 256L205 258L201 257V251H206L208 252L207 249V244L204 243L203 241H200L201 245L200 247H196L195 245ZM0 242V244H2ZM63 242V240H62ZM198 245L200 244L199 241ZM3 243V244H5ZM9 243V242H8ZM7 243V244H8ZM60 243V242H59ZM79 243V242H78ZM2 244V246H4ZM31 244V245H29ZM70 244V243H69ZM6 245V244H5ZM22 245L20 247H22ZM118 245V244H117ZM184 245V244H182ZM210 245V244H209ZM1 246V250L3 249V247ZM8 247V246H7ZM29 247V248H30ZM33 247V246H32ZM42 246L37 248L41 249ZM183 247V246H182ZM27 248V247H26ZM37 248H30V252L27 253L29 254V258L31 260L36 259L37 257H39V250ZM88 248V247H87ZM254 248V247H253ZM9 249V248H8ZM18 248H16L17 251ZM13 250V249H12ZM93 250V249H92ZM162 250V249H161ZM27 251V249H26ZM29 251V250H28ZM42 251V249H41ZM53 251V249H52ZM86 251V250H85ZM84 251V252H85ZM181 251V252H182ZM15 252V251H14ZM20 252V251H19ZM44 254L46 253V257L47 252L42 251ZM60 260L62 251L60 250H55L54 251ZM64 252V251H63ZM83 252V253H84ZM112 251L110 250V253ZM212 252V251H211ZM0 252V260L2 262H4V257L6 256L5 254V250ZM42 253V255H43ZM54 253V254H55ZM87 253V252H86ZM89 253V252H88ZM105 254V256H103L101 254V256H97V258L93 261H90L88 264H116V262L119 260V258L117 259V257H115L116 261L111 263V260L113 259V254ZM114 253V252H113ZM128 253V252H127ZM161 253V252H160ZM19 254V253H18ZM115 254V253H114ZM5 255V256H3ZM41 255V256H42ZM107 255V256H106ZM28 256V255H27ZM83 256V255H82ZM117 256V255H116ZM234 256V255H233ZM8 257V256H6ZM44 257V255H43ZM85 259H86V254H85ZM83 257V258H84ZM9 258V257H8ZM28 258V260H30ZM66 258V257H65ZM7 259V258H6ZM11 259V258H9ZM23 259V258H22ZM39 259V258H38ZM36 259V260H38ZM64 259V258H63ZM69 259V258H68ZM67 258L65 260H68ZM89 259V258H88ZM178 259V258H177ZM12 260V259H11ZM24 260H26V257L24 256ZM30 260V261H31ZM35 260V261H36ZM44 260V258H43ZM46 260H48L46 258ZM46 260H44V263H46ZM58 260V259H56ZM62 261V260H61ZM64 261V260H63ZM11 262V261H10ZM24 262V261H21ZM27 262V260H26ZM48 262V261H47ZM59 262V261H58ZM87 262V261H86ZM7 263V262H5ZM25 263V262H24ZM33 263V261H32ZM43 263V264H44ZM71 263V262H69ZM118 263V262H117ZM124 263V262H123ZM122 263V264H123ZM126 263V262H125ZM182 263V262H181ZM3 264V263H2ZM23 264V263H22ZM26 264V263H25ZM36 264V263H35ZM47 264V263H46ZM49 264V263H48ZM64 264V263H63ZM67 264V263H66ZM73 264V263H71ZM212 264V263H211Z\"/></svg>",
	"mask_w": 264,
	"mask_h": 264
}]
</instances>
